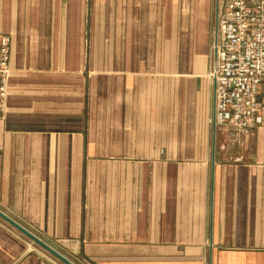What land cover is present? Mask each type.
I'll return each instance as SVG.
<instances>
[{
    "label": "crops",
    "instance_id": "0c3cea01",
    "mask_svg": "<svg viewBox=\"0 0 264 264\" xmlns=\"http://www.w3.org/2000/svg\"><path fill=\"white\" fill-rule=\"evenodd\" d=\"M221 2L209 36L208 0H0V211L75 264H264V128L212 126ZM0 264L58 263L0 220Z\"/></svg>",
    "mask_w": 264,
    "mask_h": 264
},
{
    "label": "built area",
    "instance_id": "2783aa9c",
    "mask_svg": "<svg viewBox=\"0 0 264 264\" xmlns=\"http://www.w3.org/2000/svg\"><path fill=\"white\" fill-rule=\"evenodd\" d=\"M208 74L212 126L232 140L264 128V0H222L216 11ZM10 39L0 34V111L7 96Z\"/></svg>",
    "mask_w": 264,
    "mask_h": 264
},
{
    "label": "rangeland",
    "instance_id": "374dc122",
    "mask_svg": "<svg viewBox=\"0 0 264 264\" xmlns=\"http://www.w3.org/2000/svg\"><path fill=\"white\" fill-rule=\"evenodd\" d=\"M214 1L215 0H208V5H209V11H210V20H209V36H210V32H211V28H212V24H213V21H214V17H213V10H214ZM213 32V31H212ZM93 74H95V72H91ZM168 77V80H180L178 79L179 77L175 76L176 78L174 77H170V76H167ZM180 81H177V87L176 88H171L170 87V84L168 85V87H166V91L163 89V93H162V97L161 98H196L195 97V88L192 87L191 85H188L187 88H185V91H184V88L182 89L183 86L180 85ZM91 87L89 86V98L91 97ZM211 89H210V86H208V90L206 91L205 95H204V98H212L211 97ZM92 98V97H91ZM240 138H238L239 140ZM237 141V140H236ZM215 142H234L232 140V136H231V133L225 131L222 132L220 128H216V131H215ZM58 263V262H57ZM60 264V263H58Z\"/></svg>",
    "mask_w": 264,
    "mask_h": 264
},
{
    "label": "water",
    "instance_id": "95a60500",
    "mask_svg": "<svg viewBox=\"0 0 264 264\" xmlns=\"http://www.w3.org/2000/svg\"><path fill=\"white\" fill-rule=\"evenodd\" d=\"M214 131L215 128L213 127ZM0 220L5 222L8 226L13 228L15 231H17L20 235L25 237L27 240H29L31 243H33L35 246H37L39 249H41L43 252L51 256L53 259H55L60 264H75L72 261H70L68 258L63 256L61 253H59L56 249L48 245L46 242H44L39 237L35 236L33 233L25 229L23 226L18 224L16 221H14L12 218L4 214L0 211Z\"/></svg>",
    "mask_w": 264,
    "mask_h": 264
}]
</instances>
